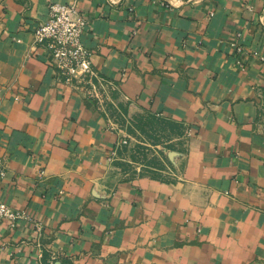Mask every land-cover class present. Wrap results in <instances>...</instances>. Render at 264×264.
I'll return each instance as SVG.
<instances>
[{
	"label": "crops",
	"instance_id": "1",
	"mask_svg": "<svg viewBox=\"0 0 264 264\" xmlns=\"http://www.w3.org/2000/svg\"><path fill=\"white\" fill-rule=\"evenodd\" d=\"M53 2L90 21L84 82L33 44ZM262 22L264 0H0V198L42 224L0 223V264H264ZM129 128L172 172L121 154Z\"/></svg>",
	"mask_w": 264,
	"mask_h": 264
},
{
	"label": "built area",
	"instance_id": "2",
	"mask_svg": "<svg viewBox=\"0 0 264 264\" xmlns=\"http://www.w3.org/2000/svg\"><path fill=\"white\" fill-rule=\"evenodd\" d=\"M89 24V19L79 11L75 3L53 2L48 5L46 20L33 30L34 46L43 48L48 57V66L55 70L59 79L65 83H81L94 76L92 51L85 46L83 40ZM241 37L242 33L236 34L231 43L240 55L243 54L238 44ZM236 63L240 68L243 67L241 59ZM259 127L261 134L264 135V117L261 118ZM6 174L5 158L0 157V188ZM38 174L42 178L44 170L40 169ZM23 220L31 223L36 236H41L42 224L39 220L29 218L26 211L13 208L0 198V223L14 229Z\"/></svg>",
	"mask_w": 264,
	"mask_h": 264
},
{
	"label": "rangeland",
	"instance_id": "3",
	"mask_svg": "<svg viewBox=\"0 0 264 264\" xmlns=\"http://www.w3.org/2000/svg\"><path fill=\"white\" fill-rule=\"evenodd\" d=\"M128 134L129 136H126L127 144L123 145L125 148L121 152L122 155L131 156L134 159L133 163L141 164V169L145 168L153 173L162 175L164 174L163 171H160L162 169H167L169 172L173 170V157L176 152L173 149H167L165 145L161 146L164 143L163 138L154 137L149 128L142 130L129 128ZM133 163L129 162L128 164L132 166Z\"/></svg>",
	"mask_w": 264,
	"mask_h": 264
}]
</instances>
